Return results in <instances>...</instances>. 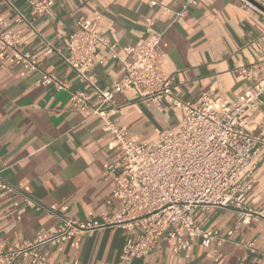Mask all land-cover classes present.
<instances>
[{
	"label": "crops",
	"instance_id": "1",
	"mask_svg": "<svg viewBox=\"0 0 264 264\" xmlns=\"http://www.w3.org/2000/svg\"><path fill=\"white\" fill-rule=\"evenodd\" d=\"M8 1L26 20L17 21V11L0 0V31L21 35L22 47L39 67L72 88L81 87L75 71L57 53H45L44 39L64 52L74 21L95 15L101 16L99 30L107 41L98 51L104 63L92 73L102 89L124 73L111 49L127 59L124 47L140 44L151 32L162 33V70L175 78L174 93L185 102L209 92L231 103L264 82V10L259 6L264 0H248L249 6L243 0H198L185 12L188 0H158L155 6L150 0H58L42 16L31 10L30 0ZM39 78L40 72L0 45V183L12 188H0V244L7 248L56 231L63 217L105 223L122 207L107 170L121 153L110 146L113 136L104 119L91 109H73L69 91L38 83ZM139 94L137 87L118 94L109 117L126 127L129 137L157 145L167 131L179 129L183 109L167 99L139 101ZM242 120L248 132L264 135V105L249 109ZM249 181L253 187L246 205L259 209L264 206V151ZM52 205L57 210L51 211ZM196 215L205 218V229L222 237L218 264H264V220L242 224L230 208ZM136 234L110 224L55 244L48 253L61 264H116ZM174 242V235L165 233L149 255L130 264H213L215 244L207 247L194 238L190 250L175 254Z\"/></svg>",
	"mask_w": 264,
	"mask_h": 264
},
{
	"label": "built area",
	"instance_id": "2",
	"mask_svg": "<svg viewBox=\"0 0 264 264\" xmlns=\"http://www.w3.org/2000/svg\"><path fill=\"white\" fill-rule=\"evenodd\" d=\"M5 1L17 11V21L26 20L10 1ZM57 1L30 0L29 3L31 10L42 16ZM243 1L251 5L250 1ZM150 3L155 6L158 0ZM197 3L198 0H188L184 12ZM100 20V15L76 19L64 52L44 39L45 53H57L75 71L79 88H72L70 83L42 70L38 61L22 47L21 35L0 31V45L27 68L40 72L38 83L69 91L73 109H91L94 115L104 119V129L113 136L110 146L121 153L107 170L116 185L113 197L122 202V207L105 223L63 217L52 233L26 240L16 247L0 244V264L24 260L30 264H61L49 256L48 248L110 224L137 231L135 239L124 246L116 264H130L136 258L149 255L165 233L175 237V254L190 250L194 238L207 247L215 244L213 264H218L221 254L217 247L222 237L215 229H205V218H198L196 211L230 208L238 212L242 224L264 220V206L253 209L246 205L253 187L249 181L252 169L264 151V135L248 132L242 120L249 109L264 105V82L248 87L231 103L213 98L209 92L202 93L195 102H185L174 93L175 78L162 70L164 54L159 48L162 33L151 32L140 44L124 47L127 59L120 58L111 49L112 57L123 64L124 73L111 88L102 89L92 75L104 63L98 51L107 44L99 30ZM243 72L248 73L249 69L243 68ZM135 87L140 90L135 97L139 101L151 100L158 104L167 99L171 105L183 109L179 129L167 131L157 145L129 137L126 127L109 117L115 108V97ZM94 97L96 105H93ZM0 188L12 190L3 182ZM50 209L55 211L57 206L52 205ZM247 246L256 252L253 242Z\"/></svg>",
	"mask_w": 264,
	"mask_h": 264
},
{
	"label": "water",
	"instance_id": "3",
	"mask_svg": "<svg viewBox=\"0 0 264 264\" xmlns=\"http://www.w3.org/2000/svg\"><path fill=\"white\" fill-rule=\"evenodd\" d=\"M263 10H264V7H262L261 5H259Z\"/></svg>",
	"mask_w": 264,
	"mask_h": 264
}]
</instances>
